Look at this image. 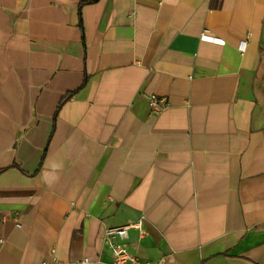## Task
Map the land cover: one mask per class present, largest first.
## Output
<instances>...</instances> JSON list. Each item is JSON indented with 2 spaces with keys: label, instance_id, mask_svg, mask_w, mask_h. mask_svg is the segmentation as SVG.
Masks as SVG:
<instances>
[{
  "label": "crops",
  "instance_id": "obj_1",
  "mask_svg": "<svg viewBox=\"0 0 264 264\" xmlns=\"http://www.w3.org/2000/svg\"><path fill=\"white\" fill-rule=\"evenodd\" d=\"M0 240L264 264V0H0Z\"/></svg>",
  "mask_w": 264,
  "mask_h": 264
},
{
  "label": "built area",
  "instance_id": "obj_2",
  "mask_svg": "<svg viewBox=\"0 0 264 264\" xmlns=\"http://www.w3.org/2000/svg\"><path fill=\"white\" fill-rule=\"evenodd\" d=\"M200 41H206V42H218L215 38L208 36L206 33H202L200 35ZM245 42H242L240 45V49L243 50L245 47ZM149 100V106L152 110L159 111L163 109L166 104L162 103L163 101L158 99L156 96L151 95L148 98ZM132 227L137 228L138 230H141L140 223L133 225ZM126 229L127 227H119L115 228L108 232V235H116L119 238H124L126 235ZM0 243L2 241L0 240ZM110 247V262L107 264H149L146 262H142L139 260L136 256L132 255L124 246V244L120 242H112L109 245ZM89 260L87 258H84L78 262H75L74 264H88ZM42 264H49L48 262H43ZM99 264V262L97 263Z\"/></svg>",
  "mask_w": 264,
  "mask_h": 264
},
{
  "label": "trees",
  "instance_id": "obj_3",
  "mask_svg": "<svg viewBox=\"0 0 264 264\" xmlns=\"http://www.w3.org/2000/svg\"><path fill=\"white\" fill-rule=\"evenodd\" d=\"M67 97H68V96H66L65 98H63V99H62V101H61V103H62L64 100H66V99H67ZM61 103H60V105H61Z\"/></svg>",
  "mask_w": 264,
  "mask_h": 264
}]
</instances>
